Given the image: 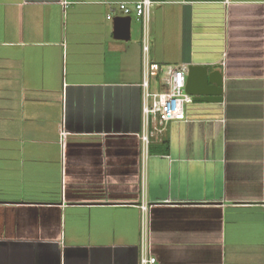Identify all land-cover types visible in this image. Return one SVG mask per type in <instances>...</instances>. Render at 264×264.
<instances>
[{"label": "crops", "instance_id": "0c3cea01", "mask_svg": "<svg viewBox=\"0 0 264 264\" xmlns=\"http://www.w3.org/2000/svg\"><path fill=\"white\" fill-rule=\"evenodd\" d=\"M138 1L0 0V264H141L144 222L157 264H264V0H152L150 60L224 101L148 146Z\"/></svg>", "mask_w": 264, "mask_h": 264}, {"label": "built area", "instance_id": "2783aa9c", "mask_svg": "<svg viewBox=\"0 0 264 264\" xmlns=\"http://www.w3.org/2000/svg\"><path fill=\"white\" fill-rule=\"evenodd\" d=\"M67 2H64L66 5ZM154 2L152 0H140L130 7L127 2L119 3L120 10L125 16H132L143 25V51H144V70L143 83L144 101L143 112L146 132L142 136L145 145H149L150 138L162 135L166 126L174 121H188L189 115L187 108L194 103V97L186 93V80L188 66L186 65H164L152 62L149 57V28L151 13ZM109 20L114 17L109 15ZM159 78L161 90L152 91L151 81ZM63 146L66 144L67 133L61 130L60 133ZM147 211V207H143ZM143 224L142 230V253L141 264H157V259L151 253L149 232Z\"/></svg>", "mask_w": 264, "mask_h": 264}, {"label": "water", "instance_id": "95a60500", "mask_svg": "<svg viewBox=\"0 0 264 264\" xmlns=\"http://www.w3.org/2000/svg\"><path fill=\"white\" fill-rule=\"evenodd\" d=\"M132 21V16L115 17V38L129 40ZM186 81V93L194 97L195 103L205 106L223 103L224 76L211 65L188 66Z\"/></svg>", "mask_w": 264, "mask_h": 264}, {"label": "rangeland", "instance_id": "374dc122", "mask_svg": "<svg viewBox=\"0 0 264 264\" xmlns=\"http://www.w3.org/2000/svg\"><path fill=\"white\" fill-rule=\"evenodd\" d=\"M133 22H135L136 23V21H133ZM156 84H158V86H159V84H160V80L159 79H156ZM153 90H155V87L153 88ZM159 91L160 89L157 87L156 88V91Z\"/></svg>", "mask_w": 264, "mask_h": 264}, {"label": "trees", "instance_id": "16d2710c", "mask_svg": "<svg viewBox=\"0 0 264 264\" xmlns=\"http://www.w3.org/2000/svg\"><path fill=\"white\" fill-rule=\"evenodd\" d=\"M163 145H165V147H167V148H168V145H169V142H168V140H164V141H163Z\"/></svg>", "mask_w": 264, "mask_h": 264}]
</instances>
